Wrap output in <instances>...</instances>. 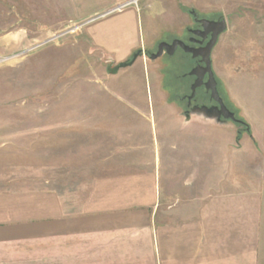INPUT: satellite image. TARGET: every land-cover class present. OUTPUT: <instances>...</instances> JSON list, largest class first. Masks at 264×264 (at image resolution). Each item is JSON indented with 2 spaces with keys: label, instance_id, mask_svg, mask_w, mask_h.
<instances>
[{
  "label": "rangeland",
  "instance_id": "obj_1",
  "mask_svg": "<svg viewBox=\"0 0 264 264\" xmlns=\"http://www.w3.org/2000/svg\"><path fill=\"white\" fill-rule=\"evenodd\" d=\"M38 1L0 0V190L71 192L107 173L121 156L151 159L169 135L170 142L179 141L177 152L207 154L200 168L178 160L184 178L178 186L184 181L193 191H175L174 199L195 197L203 187L208 193L258 191L264 215V0H165L172 13L153 27L141 11L143 55L114 73L118 63L93 49L75 24L35 30L29 21ZM189 9L226 21L211 52L212 68L247 126L215 124L197 113L191 120L209 125L187 124L179 97L190 82L191 59L179 58V50L172 62L148 58L158 42L186 37Z\"/></svg>",
  "mask_w": 264,
  "mask_h": 264
},
{
  "label": "crops",
  "instance_id": "obj_2",
  "mask_svg": "<svg viewBox=\"0 0 264 264\" xmlns=\"http://www.w3.org/2000/svg\"><path fill=\"white\" fill-rule=\"evenodd\" d=\"M127 1L39 0L31 5L38 12L32 11L29 24L39 31L75 24L93 49L119 63L145 45L141 11L151 26L172 13L165 0H137L112 10ZM169 138L164 135L162 151L157 142L151 159L121 156L107 173L71 192L0 190V264H264L260 192L208 193L203 187L195 197L174 199L175 191H193L184 181L178 186V160L200 168L207 154L177 152L179 141Z\"/></svg>",
  "mask_w": 264,
  "mask_h": 264
},
{
  "label": "water",
  "instance_id": "obj_3",
  "mask_svg": "<svg viewBox=\"0 0 264 264\" xmlns=\"http://www.w3.org/2000/svg\"><path fill=\"white\" fill-rule=\"evenodd\" d=\"M200 21L202 22L205 33L211 32L210 40L206 43L205 46H201L198 48L188 47L181 41V39H174L171 43L162 41L158 44L157 51L155 53L149 54L148 58L150 60L158 58L162 54L163 49H165L167 53L172 54L178 45L180 46V48L182 47L185 51L192 53V57L201 56V61L203 62V65L198 64L189 71L190 75H195V79L190 86L191 93L188 96V100L192 98L196 91V88L204 84L205 88L211 91V98L218 101L220 105L219 107H197L193 109L191 113H197L198 115H201L206 118V120H211L215 124H222L224 122L223 120H227L229 118L231 120H238L239 122H241L240 119L235 118L234 113L224 105L222 99L219 97L216 89V80L211 66L210 53L212 47L216 43L218 35L226 30V21L224 18L215 21L208 19H202ZM141 55H143L142 49L139 48L138 50L133 52L129 58L116 64L113 67L114 69H112V72H117L120 68L132 65L135 62L136 58ZM205 74L208 75V79L206 82L203 83V77ZM188 117L189 115L187 116V118Z\"/></svg>",
  "mask_w": 264,
  "mask_h": 264
},
{
  "label": "flooded vegetation",
  "instance_id": "obj_4",
  "mask_svg": "<svg viewBox=\"0 0 264 264\" xmlns=\"http://www.w3.org/2000/svg\"><path fill=\"white\" fill-rule=\"evenodd\" d=\"M187 13H188V16L190 17L191 24L184 27V32L186 33V37L181 39V41L188 47L198 48L201 46H205L206 43L210 40L211 32L205 33V31L203 29L202 22L200 20L208 19V20H214L215 21V20L222 19V17H220V16H218V17H206L203 15H200L199 13H197L194 10L192 11V9L187 10ZM221 34L218 35L217 40H218L219 36H221ZM174 39H179V38H172L170 41H165V42L171 43ZM217 40H216V43H217ZM159 43L160 42H158L156 44L154 52H149L148 54L155 53L157 51ZM215 44H214V46H215ZM213 47H212V49H213ZM178 50L182 53V54L180 53V55H178L179 58H181L182 55H184V56H186V58L189 57L191 59V62H192V65L187 72V75L190 77V82L187 84L188 85L187 91L184 94L182 93V95L179 97L181 104L183 106L181 109V111H182L181 114L185 117L186 121H189V120H191L190 116H191V111L193 109H195L197 107H201V106H207V107L217 106V107H219L220 104L218 103V101L211 98V91L207 90L205 88L204 84L197 87L192 98L190 100H188V96L191 93L190 86L195 79V75H190L189 71L198 64L203 65V62L201 61V56L192 57V53L185 51L182 47L180 48V46L178 45L172 54L167 53V51L165 49H163L162 54L156 59H163V57H165L166 60L172 62V61H174L172 58H174V56ZM211 52H212V50H211ZM210 58H211V53H210ZM156 59H154V60H156ZM169 65L170 64H167V62H164V66H163L164 68H167V70H169V71H165V74H168V75H170V73H171V69H169V67H170ZM211 66H212V62H211ZM212 70H213V68H212ZM214 77L216 80V89H217L219 97L222 99L224 105L230 111H232L234 113L235 118L240 119L239 116L237 115V112L235 111V109L232 108V106L230 105V103L228 102V100L226 99L224 94L221 92L219 80L217 79L215 73H214ZM207 79H208V75L205 74L203 77V83L206 82ZM174 95L177 96L178 94L174 93ZM188 115H189V117L187 118ZM223 121L224 122L230 121L233 124H235V126H237V127L242 125L238 120L237 121L231 120L230 118L227 120H223Z\"/></svg>",
  "mask_w": 264,
  "mask_h": 264
},
{
  "label": "built area",
  "instance_id": "obj_5",
  "mask_svg": "<svg viewBox=\"0 0 264 264\" xmlns=\"http://www.w3.org/2000/svg\"><path fill=\"white\" fill-rule=\"evenodd\" d=\"M137 0H128L127 2L118 4L117 6H115L112 10H121L124 6H126L129 3H135Z\"/></svg>",
  "mask_w": 264,
  "mask_h": 264
},
{
  "label": "trees",
  "instance_id": "obj_6",
  "mask_svg": "<svg viewBox=\"0 0 264 264\" xmlns=\"http://www.w3.org/2000/svg\"><path fill=\"white\" fill-rule=\"evenodd\" d=\"M240 120H241V119H240ZM240 123L243 124L244 126H247V124H246L244 121H242V120H241ZM238 134H239V132H238ZM237 136H239V135H237Z\"/></svg>",
  "mask_w": 264,
  "mask_h": 264
},
{
  "label": "bare ground",
  "instance_id": "obj_7",
  "mask_svg": "<svg viewBox=\"0 0 264 264\" xmlns=\"http://www.w3.org/2000/svg\"><path fill=\"white\" fill-rule=\"evenodd\" d=\"M18 48H19V47H18ZM18 48H17V49H18Z\"/></svg>",
  "mask_w": 264,
  "mask_h": 264
}]
</instances>
